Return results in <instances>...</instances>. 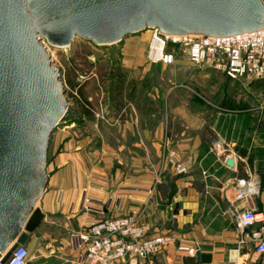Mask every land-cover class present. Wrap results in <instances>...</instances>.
Masks as SVG:
<instances>
[{"label":"crops","instance_id":"obj_1","mask_svg":"<svg viewBox=\"0 0 264 264\" xmlns=\"http://www.w3.org/2000/svg\"><path fill=\"white\" fill-rule=\"evenodd\" d=\"M139 40L134 36L123 40L120 67L129 72L120 77L123 89L83 93L85 104L81 103L78 116L73 114L67 126L62 127L63 121L53 131L44 168L47 186L33 207L43 220L25 244L29 254L33 252L27 264H75V235L105 219L138 215L149 236H164L167 244L160 255L127 264H262L250 248L242 249L233 261L230 251L236 247L238 231L230 204L238 181L251 182L258 195L238 208L264 218V175L256 182L247 157H220L200 138L211 109L201 96L206 93L191 90L189 78L181 75L202 68L185 58L170 67L150 65L146 53L142 60L141 50L137 54L131 47ZM157 66L171 76L155 80L137 75ZM213 72L207 78L219 83L214 104L221 108L229 99L235 135L255 130L264 136L262 84L232 81ZM100 102L101 116L88 115L89 106ZM239 147L264 154L263 143ZM231 158L233 169L225 166ZM177 165H184L186 174L176 175ZM84 198L91 201L88 208ZM180 246L193 248L195 255L179 252Z\"/></svg>","mask_w":264,"mask_h":264},{"label":"water","instance_id":"obj_2","mask_svg":"<svg viewBox=\"0 0 264 264\" xmlns=\"http://www.w3.org/2000/svg\"><path fill=\"white\" fill-rule=\"evenodd\" d=\"M264 28V0H0V257L7 264L43 220L47 146L68 114L41 45H113L145 30L225 37ZM225 166L233 169L234 160Z\"/></svg>","mask_w":264,"mask_h":264},{"label":"built area","instance_id":"obj_3","mask_svg":"<svg viewBox=\"0 0 264 264\" xmlns=\"http://www.w3.org/2000/svg\"><path fill=\"white\" fill-rule=\"evenodd\" d=\"M41 45L47 50L44 42ZM169 44L182 52L186 61L195 68H207L223 74L232 81L260 82L264 96V28L255 32L225 36L205 37L188 35L167 36L157 30L151 31V39L146 52L150 65L172 66L174 51ZM213 147L219 155L224 154L220 142ZM235 156L233 155V158ZM184 165L174 168L176 175L186 174ZM258 195L257 187L251 182L240 180L231 200L236 217L238 238L236 247L230 251L236 261L244 248H250L258 260L264 264V218L254 211H240L238 205ZM89 199H83L88 208ZM142 214V213H141ZM136 217L110 218L100 221L72 239L75 264H127L129 260L146 261L160 255L167 244L164 236H149V228ZM261 224L257 231L251 228ZM179 252L195 255L193 248L178 247ZM4 255L0 257V264ZM30 254L25 245H19L11 254L7 264H27Z\"/></svg>","mask_w":264,"mask_h":264},{"label":"rangeland","instance_id":"obj_4","mask_svg":"<svg viewBox=\"0 0 264 264\" xmlns=\"http://www.w3.org/2000/svg\"><path fill=\"white\" fill-rule=\"evenodd\" d=\"M131 36L140 38L136 43L137 45L133 44L131 47H133L134 50H137H135L137 54L141 50L140 57L144 60V55L151 39V31L145 30L128 37ZM123 40L113 45L96 46L92 42L76 38L71 46L60 49L48 47L43 41L44 45L47 46V53L51 58L53 67L60 75V83L65 91V98L68 103V114L64 119V123L61 124L62 127L68 125L70 116L73 114L78 116L80 107H83L81 103L83 102L85 104L83 93H93L94 91L107 92L109 90L117 91L121 88L123 89L125 83L123 78L120 79V77L124 75L127 76L129 73L123 71L124 69L120 67L123 58V52L121 49L124 44ZM168 48L169 51H174L175 57L178 61H184V55L178 50V48L171 44H169ZM209 73L213 74L214 72L205 68H190L187 73L181 75L183 77L186 75L189 78L188 86L191 90L202 91L203 94L206 93L201 96L205 99L207 103L206 105L209 109H211L210 113L207 115L208 118L206 124L201 131H199L200 138L203 143L209 145L214 152L216 151L213 145L216 142H220L225 150L224 154L220 155V157L226 158L233 155L247 157L249 168H252L255 171V181L260 183L264 175V154H257L254 150L248 153L247 150L241 149L239 146L250 147L256 144H264V136L261 135L260 131L256 133L255 130L252 131V133L242 131L235 135V125L229 114L230 101L229 99L225 100L221 108L217 105L215 106L214 101H216V99L215 97H212L214 94L218 97V94L215 92L219 91V83L217 80L212 79L211 76L207 78V74ZM139 74L153 76L155 77V80L159 75L165 77L171 76L166 69L162 70L160 66L152 67L148 72L140 73L138 71L137 75ZM175 76L177 79L179 78L177 73H174V77ZM178 80H180V78ZM93 81L95 82L94 86L90 85ZM133 85V81L132 83H129V86L132 87ZM175 85L179 84L176 83ZM166 86H171V84L166 83ZM92 105L95 104L93 103ZM94 107L97 111L93 106H89L93 114L88 112V115L93 116L95 112L100 115V110L102 108L101 102L100 105H95ZM74 110L76 112H74ZM237 148H239V152L237 151ZM194 169L195 167H193V171ZM197 185H199L198 181ZM32 255L33 252H30V257Z\"/></svg>","mask_w":264,"mask_h":264},{"label":"bare ground","instance_id":"obj_5","mask_svg":"<svg viewBox=\"0 0 264 264\" xmlns=\"http://www.w3.org/2000/svg\"><path fill=\"white\" fill-rule=\"evenodd\" d=\"M47 51V50H46Z\"/></svg>","mask_w":264,"mask_h":264}]
</instances>
